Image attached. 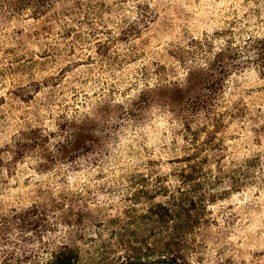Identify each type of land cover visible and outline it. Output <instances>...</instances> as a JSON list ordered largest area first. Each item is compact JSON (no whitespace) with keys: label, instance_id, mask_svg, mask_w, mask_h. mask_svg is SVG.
Masks as SVG:
<instances>
[{"label":"rangeland","instance_id":"374dc122","mask_svg":"<svg viewBox=\"0 0 264 264\" xmlns=\"http://www.w3.org/2000/svg\"><path fill=\"white\" fill-rule=\"evenodd\" d=\"M14 6L0 0V264H264V0ZM179 190L200 209L176 212Z\"/></svg>","mask_w":264,"mask_h":264},{"label":"trees","instance_id":"16d2710c","mask_svg":"<svg viewBox=\"0 0 264 264\" xmlns=\"http://www.w3.org/2000/svg\"><path fill=\"white\" fill-rule=\"evenodd\" d=\"M15 2L14 10H21L23 8L30 7L33 9L34 12L39 11L43 12L45 9L48 8L50 3L55 2L56 0H13ZM191 169L189 172H184L182 175L187 178L185 181H182L183 184L187 185L189 184V189L192 190L194 193L197 191V188L201 185V180H198L199 173L201 171V168L199 165H191ZM219 172H222L220 169ZM186 181H189L188 183ZM178 197H174V201L171 202V204H174L173 208L176 212H182L189 209L198 210L200 209V206H198L200 202V197L198 196L196 198L195 194L192 196V198L189 199L187 192H182ZM197 199V200H196ZM199 200V201H198ZM154 206V205H153ZM151 206V207H153ZM162 210L161 213H157V215L163 216L168 215L170 212L169 206H165L163 204H157ZM159 255L162 256V258L170 259V260H176L178 256V252L176 250L162 248V250H159ZM135 258V257H134ZM136 260L142 261L140 257L135 258ZM77 258H73L72 253H66V251L59 253L55 260L53 261V264H77ZM120 264H127L125 261L121 262ZM175 264H178L175 262Z\"/></svg>","mask_w":264,"mask_h":264}]
</instances>
